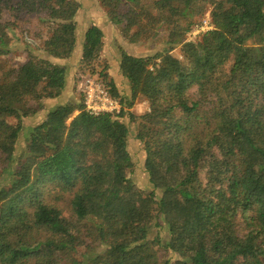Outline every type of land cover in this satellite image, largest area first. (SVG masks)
Returning <instances> with one entry per match:
<instances>
[{
	"label": "trees",
	"instance_id": "obj_1",
	"mask_svg": "<svg viewBox=\"0 0 264 264\" xmlns=\"http://www.w3.org/2000/svg\"><path fill=\"white\" fill-rule=\"evenodd\" d=\"M99 1L121 40L138 43L164 27L169 48L151 57L120 50L129 86L120 96L96 68L104 32L84 31L81 65L118 100V114L94 116L70 102L27 128L22 119L36 113L28 101L56 97L67 69L29 57L3 74L0 264H264V0ZM202 3L212 29L181 44L183 65L170 50ZM79 10L78 0H0V55L17 20L42 15L53 26L44 55L69 58ZM140 96L150 112L136 116L129 110ZM125 120L138 122L134 135ZM131 138L150 190L130 178ZM64 198L73 222L58 210Z\"/></svg>",
	"mask_w": 264,
	"mask_h": 264
},
{
	"label": "rangeland",
	"instance_id": "obj_2",
	"mask_svg": "<svg viewBox=\"0 0 264 264\" xmlns=\"http://www.w3.org/2000/svg\"><path fill=\"white\" fill-rule=\"evenodd\" d=\"M217 1V0H216ZM220 1V0H218ZM80 4V10L77 11L74 23L76 33V44L71 56L63 60H53L48 58L43 53L45 42L50 38L53 30L52 24L42 22L40 18L42 15H29L24 16L21 20H17L11 27L12 31L8 33L9 36V48L10 51L6 55H0V80L3 78V74L10 71L16 70L18 67L26 63L29 57L44 58L50 60L54 64L63 65L67 69L66 84L64 89L54 98H42L36 102L33 100L28 101V105L36 108V113L29 117L22 119V125L25 127H33L38 125L44 118L45 113L52 107L59 105L81 102L82 97L78 90V84L81 77L88 75L81 65V49L77 50L81 36L85 29L92 25L99 26L105 34V39L102 45V50L95 62L98 71L105 68L107 73V79L113 81V84L120 96L129 95V86L126 80L122 77L119 70V64L117 57L119 56L120 50L127 54L136 57H148L160 53L167 48L165 42L167 40V33L164 27L156 29L155 32L143 34L140 37V42L130 44L127 40H121L118 35L115 34L116 28L110 25L109 19L106 15L107 9L99 0H78ZM202 12L190 19L191 26L188 31L180 32L175 39L178 45L174 46L170 50V55L178 59L181 64L186 65V60L182 54L181 44L184 42H198L203 33L212 29L210 11V4L202 3L199 5ZM205 23L207 28H205ZM186 26V23H183ZM117 38V39H116ZM255 41L248 42V45H253ZM158 63V60H156ZM107 68V69H106ZM225 72L229 69V64L225 66ZM94 77H98L95 75ZM41 90V86L39 87ZM40 104V107L38 106ZM136 116H143L150 112L148 102L143 97L137 98L133 104L131 110ZM75 114V113H74ZM10 125H16V119L9 117L6 119ZM70 119L67 121L69 123ZM128 124L130 131L135 134L138 122H129ZM25 141L20 136L16 151L23 150ZM128 151L131 155L135 168L133 174L130 175L132 182L141 190H150L148 185L147 175L144 172L142 166L144 152L138 141L132 138L128 141ZM4 157L0 154V173L4 167ZM205 179V174L203 175ZM1 179V178H0ZM58 210L61 216L70 222L75 221L73 214L70 210L69 201L66 198L58 200ZM238 233L241 232V228L238 226ZM82 252V249H79Z\"/></svg>",
	"mask_w": 264,
	"mask_h": 264
},
{
	"label": "built area",
	"instance_id": "obj_3",
	"mask_svg": "<svg viewBox=\"0 0 264 264\" xmlns=\"http://www.w3.org/2000/svg\"><path fill=\"white\" fill-rule=\"evenodd\" d=\"M205 28L207 24L205 23ZM78 90L82 97L84 110L90 115L118 114L120 104L108 93L107 88L96 77L86 75L81 77Z\"/></svg>",
	"mask_w": 264,
	"mask_h": 264
},
{
	"label": "crops",
	"instance_id": "obj_4",
	"mask_svg": "<svg viewBox=\"0 0 264 264\" xmlns=\"http://www.w3.org/2000/svg\"><path fill=\"white\" fill-rule=\"evenodd\" d=\"M85 30H86V29H85ZM85 30H84V31H85ZM83 34H84V32L82 33V35H83ZM81 44H82V40H81V42H80V44H79V46H78V48H77L78 51H80V49H81Z\"/></svg>",
	"mask_w": 264,
	"mask_h": 264
}]
</instances>
